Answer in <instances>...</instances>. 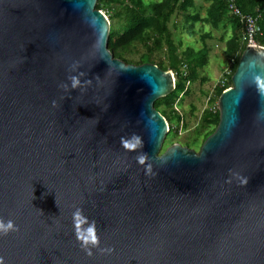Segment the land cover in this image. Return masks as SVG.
I'll use <instances>...</instances> for the list:
<instances>
[{
	"label": "water",
	"instance_id": "1",
	"mask_svg": "<svg viewBox=\"0 0 264 264\" xmlns=\"http://www.w3.org/2000/svg\"><path fill=\"white\" fill-rule=\"evenodd\" d=\"M97 2L0 0V262L264 264V46L162 153L175 74L115 58Z\"/></svg>",
	"mask_w": 264,
	"mask_h": 264
},
{
	"label": "trees",
	"instance_id": "2",
	"mask_svg": "<svg viewBox=\"0 0 264 264\" xmlns=\"http://www.w3.org/2000/svg\"><path fill=\"white\" fill-rule=\"evenodd\" d=\"M197 0H98L96 9L105 12L110 21L109 50L115 58L121 59L127 64L142 65L151 63L159 66L163 70H172L176 76V88L168 96L161 98L156 104H165L168 108L169 117L177 116L178 123H184V116L177 112L176 105L180 104L183 96L189 95L188 83L199 79L200 70L207 63L209 50L206 40L211 37L210 32L204 33L201 38L204 48L195 50L187 47L181 51V42L175 37L174 28L179 30L175 18L181 16L189 31L192 33L197 24L201 27L210 26L213 30L231 32V37L227 43L228 57L232 59L230 73H223L224 83L216 84L215 93L210 97V105L217 104L222 93L233 85L232 76L235 73L239 61L248 43L244 40V30L239 20L233 16L227 4V0H205L204 6L196 3ZM237 6L244 14L258 17V25L261 27V34L256 37V43L264 46V0H236ZM203 7H206L204 13ZM119 21V27L116 26ZM175 22V23H174ZM138 60L128 56L139 52ZM165 56L163 60H156V56ZM186 67L187 71L182 69ZM155 104V106H156ZM157 108V106H156ZM158 110V109H157ZM160 111V110H159ZM167 119L172 135V124L164 112L160 111ZM220 121L219 108L206 109L196 125V129L191 133L184 146L193 149L200 146L211 136ZM184 125V124H183ZM184 127L187 129L188 125ZM167 140H169L167 142ZM171 142L166 138L165 144ZM200 143V145H199Z\"/></svg>",
	"mask_w": 264,
	"mask_h": 264
},
{
	"label": "rangeland",
	"instance_id": "3",
	"mask_svg": "<svg viewBox=\"0 0 264 264\" xmlns=\"http://www.w3.org/2000/svg\"><path fill=\"white\" fill-rule=\"evenodd\" d=\"M196 3L198 5V8H200V6H204L205 0H197ZM205 9L206 7H203V13ZM175 22L179 26V30L174 28L173 23L171 24V27L175 30L176 40H178L177 36H179L180 38L178 41H182L181 51H184L187 47H192L195 50H201L202 48H204L201 36L206 32H210L211 37L206 40V46L209 52L207 63L200 70L199 79L190 84L188 83L190 94L183 96L181 106L180 104L176 105L177 112L180 115L184 116L183 124H187L188 128L186 129L182 122L178 123L179 121L177 120L179 119L177 116H175L174 118L169 117V112L167 111L168 107L165 104H161L159 102L158 104H156L158 110L164 112L165 115H167L168 113L167 118L172 124V135L167 136L169 137L171 142L164 144L162 153L173 144H181L184 146L191 133L195 131L196 125L203 112L208 108H219L218 103L210 105L209 98L214 96L216 84H218V82L222 83L221 81L225 79L223 78V73H230L232 71V59H230L227 54V43L231 37L230 31L224 33L225 31H217L213 30L210 26L201 27L200 24H197L194 28V31L191 33L187 28L185 19L183 17L178 16L177 18H175ZM116 26H120L119 21L117 22ZM142 52L143 49L140 48L139 52L131 54L128 57L138 60L140 56L139 54H141ZM164 57L165 56L163 55L156 56V60H163L166 63L167 61ZM182 70L185 72L187 71L185 66ZM168 141L169 140H167V142ZM201 146L202 144L200 146L197 145L193 149L199 151Z\"/></svg>",
	"mask_w": 264,
	"mask_h": 264
},
{
	"label": "built area",
	"instance_id": "4",
	"mask_svg": "<svg viewBox=\"0 0 264 264\" xmlns=\"http://www.w3.org/2000/svg\"><path fill=\"white\" fill-rule=\"evenodd\" d=\"M227 4L230 13L235 16L243 26L244 40H246L249 45H257L256 37L261 34V27L257 22L258 17L242 13L237 6L236 0H227ZM224 81L225 80H222L221 82L224 83Z\"/></svg>",
	"mask_w": 264,
	"mask_h": 264
},
{
	"label": "clouds",
	"instance_id": "5",
	"mask_svg": "<svg viewBox=\"0 0 264 264\" xmlns=\"http://www.w3.org/2000/svg\"><path fill=\"white\" fill-rule=\"evenodd\" d=\"M10 230H15V227L13 225V222L11 220L5 222L0 220V235L7 234ZM88 233L90 234L89 237L86 238V240L90 241L93 245L96 244V237L94 234H92L93 229L89 227L87 229ZM101 251H104V249H101ZM110 251V249H109ZM2 264V262H0Z\"/></svg>",
	"mask_w": 264,
	"mask_h": 264
}]
</instances>
